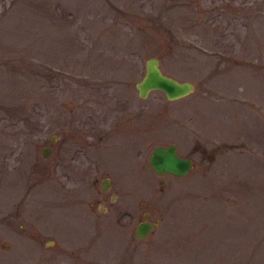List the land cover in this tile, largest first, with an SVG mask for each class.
<instances>
[{"label":"rangeland","instance_id":"rangeland-1","mask_svg":"<svg viewBox=\"0 0 264 264\" xmlns=\"http://www.w3.org/2000/svg\"><path fill=\"white\" fill-rule=\"evenodd\" d=\"M0 264H264V0H0Z\"/></svg>","mask_w":264,"mask_h":264},{"label":"water","instance_id":"water-1","mask_svg":"<svg viewBox=\"0 0 264 264\" xmlns=\"http://www.w3.org/2000/svg\"><path fill=\"white\" fill-rule=\"evenodd\" d=\"M135 87L140 98L147 97L153 90H160L166 99L175 100L190 94L195 89V83L165 73L160 66L159 57L150 55L144 61V72L135 82ZM49 151V146L42 148L43 155H47ZM148 163L157 174L174 176L186 175L194 165L192 158L178 153L175 143L154 145L149 153ZM157 224V220H140L135 227L136 237H145Z\"/></svg>","mask_w":264,"mask_h":264},{"label":"flooded vegetation","instance_id":"flooded-vegetation-1","mask_svg":"<svg viewBox=\"0 0 264 264\" xmlns=\"http://www.w3.org/2000/svg\"><path fill=\"white\" fill-rule=\"evenodd\" d=\"M169 143H173V142H169ZM168 144V143H167ZM162 145H166V144H162ZM176 145V144H175ZM177 146V145H176ZM50 150H51V148H50ZM50 152V151H49ZM193 160V159H192ZM194 163V162H193ZM152 169V168H151ZM155 174H157L156 172H155ZM158 175H160V174H158ZM165 175H170V174H165ZM165 175H160V176H165ZM172 176H174V175H172ZM176 177H182V176H176ZM110 185H111V182H110V180H109V177H107V176H105V177H103L102 179H101V183H100V187L105 191L107 188H109L110 187ZM115 197V194L114 193H112L110 196H109V198L110 199H112V198H114ZM144 216H145V218H143V219H141V220H144V219H147L146 217L148 216V212H144ZM148 220V219H147ZM140 221V220H139ZM138 221V222H139ZM137 222V223H138ZM151 222H153V221H151ZM159 222V221H158ZM158 225V224H157ZM136 227V226H135ZM154 228V227H153Z\"/></svg>","mask_w":264,"mask_h":264}]
</instances>
